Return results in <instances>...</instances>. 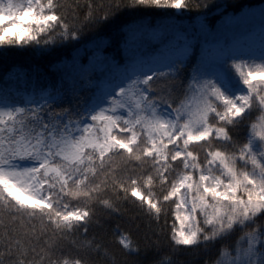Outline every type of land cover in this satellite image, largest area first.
Instances as JSON below:
<instances>
[{"label": "snow or ice", "instance_id": "obj_1", "mask_svg": "<svg viewBox=\"0 0 264 264\" xmlns=\"http://www.w3.org/2000/svg\"><path fill=\"white\" fill-rule=\"evenodd\" d=\"M82 7L0 0V264H264V0Z\"/></svg>", "mask_w": 264, "mask_h": 264}, {"label": "trees", "instance_id": "obj_2", "mask_svg": "<svg viewBox=\"0 0 264 264\" xmlns=\"http://www.w3.org/2000/svg\"><path fill=\"white\" fill-rule=\"evenodd\" d=\"M66 2H77V0H66ZM83 7L79 10L81 13L87 10L88 0H78ZM110 0H94V3H108ZM209 3L223 4L225 0H207ZM230 3H236L241 5L259 4L260 0H228ZM216 10H213V14ZM32 59L28 55L13 56L9 59V64L15 61H29ZM4 71V64L0 62V74ZM135 199V198H133ZM102 227L95 228L94 231L103 240L105 246L113 253L118 260H123V253L120 251V246L115 239V236L119 235L120 230H126L131 232L133 239H139L142 235L144 227V218L139 213L138 208L129 203H125L119 214H113L108 217L102 216ZM140 227H137V225ZM115 229V232L113 231ZM91 234V232H90Z\"/></svg>", "mask_w": 264, "mask_h": 264}]
</instances>
